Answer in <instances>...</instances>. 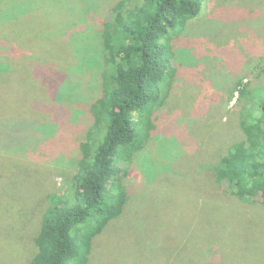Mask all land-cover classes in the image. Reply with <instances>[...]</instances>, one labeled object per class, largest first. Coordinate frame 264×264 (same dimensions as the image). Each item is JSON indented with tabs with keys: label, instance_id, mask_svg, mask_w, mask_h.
<instances>
[{
	"label": "rangeland",
	"instance_id": "1",
	"mask_svg": "<svg viewBox=\"0 0 264 264\" xmlns=\"http://www.w3.org/2000/svg\"><path fill=\"white\" fill-rule=\"evenodd\" d=\"M120 1L37 0L28 15L39 20L35 22L37 28L34 24L25 28L36 29L37 35L48 42L37 46L38 60L32 57L42 66L48 64L40 72L41 81L33 72L31 77L26 71L7 80L0 77V96H3L0 97L1 129H26L22 125L25 122L41 125L36 130L38 135L34 143L39 144L38 148L43 153L0 158V163L5 164L11 192L21 203L32 204L34 216L39 217L41 207L48 203V196L68 189L77 174L82 131L92 126L87 111L89 95L100 82L96 73H79L73 65L70 68L76 72H72L70 80H66L61 73L68 68L58 71L51 65L59 62L60 53L70 63L75 51L79 50L84 57L90 56L93 47L87 43L82 45L83 37L75 36L72 30L82 35L96 32L100 21ZM2 3L6 6L5 2ZM3 7L0 6V9ZM238 15L244 19L233 22L231 17ZM43 19L46 21L42 24ZM64 29L72 37L75 36V49H68L58 37ZM180 42L183 44L176 52L178 62L196 65L198 60L202 71L196 68L185 71L179 67L178 85L169 103L173 105L165 110L168 117L163 137L161 140L159 136L153 137L148 147L136 157L132 172L125 181L129 198L118 218L93 241L91 264H156L152 258L160 264H172L173 261L174 264H186L187 253L190 260L200 257V252L204 250L202 247L199 249L201 241L215 242V247L209 250L216 260L220 258L217 264H264V206L259 202L242 203L230 196L225 188L218 189L213 170L200 172L204 160L215 165L213 156L222 152L219 146L207 148L200 141L193 150L190 149V140L183 139L185 129L180 125L183 120L178 119L182 111L190 116L200 102L206 109L209 108L207 102H211L210 105L214 104L209 113L198 119L197 131L201 132L211 123L215 129L234 126L238 89H230L226 94L220 90H227L234 82V74L242 72V83L258 84L259 70L256 68L264 67V0H206L200 14L190 21ZM243 63L245 68L241 66ZM10 80L17 85H10ZM41 82L49 89L52 87L53 95L54 83H61L57 95L67 99L72 95L70 98L74 100L80 94L79 88L73 87L84 84L81 88L88 96L81 101L80 108L70 110L75 118L62 113L54 115L53 121L52 116L28 110V106L34 110V106L49 102V92ZM157 125L162 126V120ZM35 126L38 125L35 124L32 129ZM14 135L13 140L20 141L24 134ZM3 142L4 147L9 145L8 139ZM35 144L32 145L33 150ZM54 151L56 155L52 154ZM140 160L153 162L156 167L158 176L153 183L147 182L146 175L151 177L155 171L141 161L146 175L141 174L136 167ZM23 174L30 178L28 184L22 182L25 179ZM32 240L29 239L26 245L23 264H29L32 257ZM161 242L170 244V251L165 249L166 246L161 248ZM28 245L32 248L28 249ZM154 247L158 249L150 254L147 249ZM182 247L184 251L180 253L178 248ZM20 260L17 258L16 261ZM2 262L5 263V259Z\"/></svg>",
	"mask_w": 264,
	"mask_h": 264
},
{
	"label": "trees",
	"instance_id": "2",
	"mask_svg": "<svg viewBox=\"0 0 264 264\" xmlns=\"http://www.w3.org/2000/svg\"><path fill=\"white\" fill-rule=\"evenodd\" d=\"M2 1L0 6L5 7L0 9V77L7 80L26 71L29 76L34 74L40 79L41 70L48 64L42 66L37 63L36 50L37 46L48 42L37 35L36 29L25 28L26 25L31 28L33 24L37 28L35 22L39 20L28 16L37 0ZM205 1L121 0L100 21L96 32L82 35L72 30L75 36L83 37L82 45H91L93 51L87 57L79 50L75 51L71 63L60 53L59 62L51 66L58 71L67 67V71L61 73L66 80H70V74L76 72L72 71L70 65L75 66L79 73H96L99 76V86H94L88 100L87 111L92 126L82 131L76 176L68 189L48 196V203L41 207L39 217L34 216L31 203H21L11 192L5 164L0 163V264H23V254L31 238L33 248L28 245V249L30 246L32 248L29 264H91L93 241L118 218L129 198L125 181L136 157L148 147L153 137L159 136L160 140L163 137L168 117L165 110L173 105L169 103L178 85L179 67L185 71L192 68L202 71L198 60L196 65L178 62L176 52L178 47H182L180 41L190 21L200 14ZM90 14L92 16V10ZM238 17L231 18L233 22L244 19L240 15ZM45 21L43 19L41 23ZM90 29L93 30V27ZM70 36L65 29L58 34L68 49H75V36H71L72 40ZM74 40L79 42V39ZM241 66L245 68L244 63ZM256 70H259L257 85L242 83V72L234 74V82L227 90H220L226 94L230 89H238L233 127L215 129L211 123L201 132L197 131L198 119L209 113L214 104L210 105L211 102H207L208 109L200 102L190 116L182 111L178 119L183 120L180 122L185 129L183 139L190 140V149L193 150L200 141L207 148L219 146L222 152L213 156L215 165L204 160L200 172L213 170L218 189L225 188L230 196L242 203L259 202L264 206V67H257ZM9 83L17 85L13 80ZM41 84L49 92V102L34 106V110L28 106V110L47 117L65 113L75 118L70 110L80 108L81 101L88 96L81 88L84 86L82 83L77 84V88L73 87L79 88L80 94L75 100L70 98L72 95L68 96L69 99L57 95L61 83H54V95L52 87L49 89L43 82ZM52 119L54 121V117ZM161 120L163 125L159 127L157 122ZM35 124L38 126L32 129ZM22 125L26 129H1L0 126V158L43 153L38 148L39 144L34 143L38 135L36 130L41 125L38 122H25ZM16 133L24 134L20 141L13 140ZM5 139L9 141L6 147L3 146ZM52 154L56 155L55 151ZM141 161L155 171L151 177L143 173L141 166L144 163ZM136 167L147 176L149 183H153L158 176L153 162L140 160ZM24 175L22 182L28 184L30 178ZM169 245L160 243L161 248L166 246L165 249L170 251ZM201 247L204 250L198 259H188L187 253L184 262H220V258L216 260L209 250L215 247V242L201 241L199 249ZM155 249L158 248L147 250L150 253ZM178 251L182 253L184 248H178ZM17 258L21 259L20 262L16 261ZM2 259H5V263ZM152 260L160 264L155 258Z\"/></svg>",
	"mask_w": 264,
	"mask_h": 264
}]
</instances>
